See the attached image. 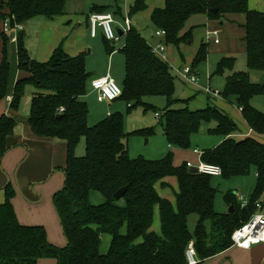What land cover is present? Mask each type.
<instances>
[{"label":"trees","instance_id":"1","mask_svg":"<svg viewBox=\"0 0 264 264\" xmlns=\"http://www.w3.org/2000/svg\"><path fill=\"white\" fill-rule=\"evenodd\" d=\"M68 1L0 0V19L2 23L10 19L11 26L24 25L37 16L53 19L64 15ZM248 1L164 0L163 7L152 12L150 22L156 30L165 32L162 40L178 47L190 40L191 31L180 34L192 17L205 15L209 20H221L226 15L242 14L247 68L264 75V13L249 10ZM143 8L144 0H136L131 12ZM213 9L216 14L211 13ZM104 11L103 7H94L92 13ZM2 23L0 102L7 96L10 68V39L2 32ZM103 40L107 46L109 42ZM112 52L110 49L109 54ZM120 52L125 71L122 94L116 101L123 100L127 109L146 108L150 106L145 102L147 98L164 97L167 107L158 114V118L163 115L164 119L162 132L169 147L180 150L191 147L203 121L215 122L208 133L222 141L202 151L200 161L220 167L224 178L246 177L254 170L256 183L249 202L241 209L234 195L228 194L224 201L231 207V213L217 214L213 209L216 191L210 184L211 176L189 173L186 162L174 166L171 153L158 160L130 159L124 142L128 135L124 133L120 115L110 113L92 127L87 123L88 109L83 97L90 89V81L83 55L70 57L57 47L47 62L39 63L28 56L20 35L16 42L17 64L27 77L15 83L9 107L17 110L25 87L32 86L35 93L30 99L28 117L31 133L39 139L66 144L64 184L52 197L66 246L51 245L43 227L18 223L11 205L14 190L7 185L4 202L0 204V264H37L40 259H54L57 264H187L185 250L190 241L201 264L231 248L232 233L257 212L256 201L264 202L259 200L264 198V143L252 136L235 140L232 136L237 131L236 125L216 107L195 111L175 107L174 76L169 65L152 53L132 27L124 35ZM205 60L206 46L202 44L192 67ZM234 61L223 58L217 64L216 75L232 70ZM220 95L233 98L249 129L264 135V114L251 106L255 96L264 95V83H251L246 72H232L226 76ZM61 108L62 113L57 114ZM15 127L11 118L0 117V159L8 150L6 139ZM152 132L149 128L140 131L145 136ZM81 139L85 140V154L79 158L75 150ZM169 178L177 182L174 205L157 193V188L169 187L166 182ZM121 188H126L120 200L123 205L113 199ZM92 194L101 195L104 201L91 204ZM155 207L160 235L151 230ZM190 215L197 216L193 235L187 228ZM102 236L110 238L104 255L99 252Z\"/></svg>","mask_w":264,"mask_h":264},{"label":"rangeland","instance_id":"2","mask_svg":"<svg viewBox=\"0 0 264 264\" xmlns=\"http://www.w3.org/2000/svg\"><path fill=\"white\" fill-rule=\"evenodd\" d=\"M135 1L136 0H127L125 5L119 0H69L66 4L64 15L53 19H47L40 16L34 17L24 23V30L18 33L17 37L21 35L22 43L28 56L32 60L38 62L36 59V51L41 43L39 42V35L45 30H48L51 24V27L53 28L50 32L51 35L45 36V33L42 34V39H46V42L42 43L43 45H46L49 42L54 43V47H61L64 52L69 53V55H74L75 57L79 55L77 54L76 47H78L79 41H81V47H83V49L79 51H82L81 53L85 59V68L89 74V78L93 74L98 76L108 73L121 88L125 70L124 58L120 51L124 46V37H121L117 43H109V48H107L102 34L99 35L97 31V36L90 38L87 30L86 38L82 37L77 41L76 34L79 29L77 18L87 19L93 14L92 10L94 7H103L105 8L104 12L111 15L113 20L111 27L114 35L118 37L119 31L125 34L127 30L123 19L128 17L131 27L140 34L151 48H155L158 45L163 46L166 63L169 64L170 72L174 76L173 98L176 100L175 107L187 108L190 111L205 109L208 106L219 108V110L221 109V111L234 120L239 131L245 130L248 133L250 129H247L241 114L236 109V106L227 103L220 96V93L224 89V80L231 71L248 73V78L251 83L262 84L263 82L262 74L255 70H249L246 65V49L242 30L244 25L243 15L237 14L227 16L221 20H208L205 15H196L187 21V24L180 34L182 36L188 31H191L190 40L182 42L177 47L173 44L166 43L165 40L159 41L154 38L156 29L150 22V16L154 9L162 8L163 0H144V8L139 12L132 13L131 8ZM248 8L256 9L257 11L264 13V0H249ZM1 23L2 20L0 19V25ZM205 29H208L210 32L213 30L219 31V35L217 36L219 43L217 45L214 44L215 38H205ZM12 35L13 30L6 33V36H9V39ZM202 44L206 45V60L200 65L192 67L196 52ZM110 49L114 50V54L111 56L109 55ZM230 55L235 58L232 70L227 69L224 70L221 75H216L217 64L223 58ZM185 67L192 70L194 69L193 72L198 80L196 83L197 85L186 82L181 78L179 71ZM11 72L12 67L10 69V77ZM206 89L210 90L211 93L217 92L219 95L215 97L212 94H207L205 93ZM83 101L87 105V123L90 127L95 126L99 121L105 119L107 113L118 114L121 116L124 133L128 135L124 142L127 145L128 156L130 159L142 158L145 160H158L165 157L168 153H171L175 165L181 166L189 161L194 167H196L198 162L191 155L192 150L197 149L199 152H202L206 149L214 148L221 142L219 136L208 133L209 130L214 128L215 122L203 121L200 124L198 134L193 136L191 147L187 151L184 152L178 151L177 149H169L162 132L161 123L164 122L163 115L161 116L162 119L156 118L155 116V113L160 114L164 112L167 107L164 97L147 98L145 102L150 104V106L146 108L134 107L127 109V105L123 100H118L112 103H97L95 93L89 89L88 93L83 97ZM252 101V105L255 106L256 110L264 113V95L255 96ZM20 103V108L16 112V115L20 117L29 115L30 96L29 91L26 90V88ZM5 105L6 104L4 103L2 104V106L6 107L7 105ZM17 124L14 132L16 135L20 136L23 127L18 122ZM147 128L153 130L150 135L145 136L140 133L141 130ZM251 136L264 141L262 140L264 138L258 137L255 134H252ZM84 154L85 140L81 139L76 147L75 156L80 158L83 157ZM59 173L60 172H55L54 175ZM53 182L54 181L52 180L49 184H43L41 191L44 192V194H38L41 201L38 206L41 208L44 219L50 220L51 216H53V218L55 216V222L59 228V235L61 234L62 236L59 220L52 204V199L45 197V194L47 195L46 191L48 186L53 184ZM166 182L169 184V187L167 189L159 188L158 192L161 198L172 201L174 199V193L177 192V183L174 178H169ZM40 183L42 182L33 184V186L40 185ZM210 184L216 191L213 202L215 213L226 214L229 212L230 206L225 203L224 197L228 194L234 196L241 194L244 200L249 202L255 185V176L252 171L248 176L241 178H224L221 175L219 177L210 178ZM91 196L94 198V201H98L99 199L104 201L103 197L99 194H92ZM33 216L34 219H36L35 216H37V214L33 213ZM196 223L197 216L190 215L187 219V228L191 235L194 233ZM154 231L152 232L160 234L159 225L154 227Z\"/></svg>","mask_w":264,"mask_h":264},{"label":"crops","instance_id":"3","mask_svg":"<svg viewBox=\"0 0 264 264\" xmlns=\"http://www.w3.org/2000/svg\"><path fill=\"white\" fill-rule=\"evenodd\" d=\"M248 3H249V1H248ZM163 5H164V0H163ZM163 5H162V7H163ZM249 10L257 11L256 9H249ZM93 14H97V13H93ZM104 14H108V13L104 12ZM233 15H237V14H233ZM233 15H226L225 17L233 16ZM243 17H244V23H245V16L243 15ZM77 23H79L78 24L79 29L77 30L76 37H77V41H79L80 38H82V37L86 38V36H87L86 31L87 30L89 32L88 18L87 19L77 18ZM24 27L25 26L23 25V30H24ZM52 29L53 28L51 27V24H50L49 29L45 30L43 32V33H45V36L51 35L50 32ZM242 30H243V38H244L245 31H244L243 27H242ZM213 31H217V30H213ZM207 32H210V31L208 29H205V38H206ZM43 33H40V35H39V42H41V43L37 47V51H36V59L39 63L47 62L49 60V58L51 57L52 52L56 48L53 46L54 43L49 42L46 45L42 44V43L46 42V39H42ZM98 33H99V35H101L102 31L99 29ZM98 33H96V34H98ZM217 33H218L217 34V36H218L219 31H217ZM89 36H90V32H89ZM217 36H211L210 38L217 39ZM90 38H92V37L90 36ZM154 38L159 40V41L162 40L161 38H157L155 35H154ZM0 41H1V38H0ZM77 41H75V42H77ZM218 43H219V41H218ZM11 44H12V46H11ZM244 44H245V42H244ZM105 45H106V43H105ZM81 46H82L81 41H79V45H78V47H76V50L78 52L77 54H82L81 53L82 51H79V50L83 49V47H81ZM106 47L108 48V45ZM1 48H2V42H1ZM37 52H38V54H37ZM66 54L70 57H74V55H69V53H66ZM113 54H114V50L109 55L111 56ZM225 58H233V57H232V55H230V56L225 57ZM233 59H235V58H233ZM0 62H1V50H0ZM9 65H10V68H9V79H8V86H7V96L5 99H3L1 101L2 103L0 102V117L3 115L7 116V117L11 118L16 123V126L18 125L17 124V122H18L19 124L22 125L23 128L21 130L22 134L20 136L16 135L15 132L13 131L14 134L12 133V135L7 137V139H6V146L8 147V150L3 155V158L0 160V204H2L4 202V199H5V192H4L5 187L7 185H10L11 188L14 190V196L11 199V205L13 207V210H14V213H15V216L17 218L18 223L22 226L43 227L44 230L46 231L48 242L51 245L56 246L58 248H64L66 246V240L63 237V234H62V236H61V234L59 235V228H58L57 223L55 222V216H54V218H53V216H51L50 220L44 219L41 208L38 206L39 203L41 202L40 196L38 194H44V192L41 191V189L43 188V184H49L52 180L54 182H53V184L48 186V189L46 191L47 195L45 194V197L52 199L53 195L62 189L63 184H64L63 169L65 168V165H66V144L62 141H57L54 139L36 138L31 133L29 126H28L29 115H26L23 117L16 115V112L19 110L20 105H19L18 109L15 111L10 109L9 106H10L11 99L13 97V90H14L15 83L18 80L27 77V75L25 73H22L18 70L16 42H9ZM11 67H12V72H11V77H10ZM231 72H230V74H231ZM105 75H98L97 76V75L93 74L89 78V81L91 82L93 79L103 77ZM262 76H263V82H262V84H263L264 83V75L262 74ZM194 85H197V84H194ZM224 85H225V80H224ZM25 88H26V90L29 91V96L31 99L32 94L35 93V89L31 86H26ZM207 98H209V97H207ZM221 98L229 104H234L236 106V109L241 114V112L238 109L237 104L233 98L226 99L222 96H221ZM252 100H251V106L254 109H256L255 106L252 105L253 104ZM3 103L6 104L7 106L6 105H5L6 107L2 106ZM259 112H261V111H259ZM233 116H234V114H233ZM230 119L236 125L234 120L232 118H230ZM242 119H243V117H242ZM243 122L248 129L249 127H248V125L244 119H243ZM236 127H237V131L232 137L238 141V140L243 139L245 136L244 134L247 132L245 130L239 131L237 125H236ZM15 129H16V127H15ZM252 133L257 135L258 137L264 138V135H260V134L258 135L254 132H252ZM253 138L258 140L257 137H253ZM220 140L222 141V138H220ZM262 140H264V139H262ZM258 141L261 143H264V141H261V140H258ZM167 146L169 149L170 148L176 149V148H173L171 146L169 147L168 144H167ZM177 150L178 151H184V152L187 151V150H180V149H177ZM195 150H197V149H195ZM200 153H202V152H200ZM191 155L196 159L197 162L200 161V158L198 157L197 154L194 153V150H192ZM187 162H189V161H187ZM173 165L178 166V165H175L174 163H173ZM251 171L254 173L255 183H256L255 171L254 170H251ZM55 172H60V173L57 175H54ZM54 177H56V178H54ZM38 182H42V183H40V185L33 186V184H36ZM254 187H255V185H254ZM158 189L159 188H157V193L159 195ZM160 189H167V188H160ZM239 196L243 198V196L241 194L234 196L235 199L237 200V202H238ZM261 198L262 199H259V200L264 199L263 196ZM90 199H91L90 202L93 205H98V204H101L103 202L101 199H99L98 201H96V200L94 201L93 200L94 198L92 196L90 197ZM243 200H244V198H243ZM170 202L174 205V199ZM119 205H123L121 201L119 202ZM33 213L37 214V216H35L36 219H34ZM158 225H159V229H160L158 208L155 207L154 208V215H153V226L151 227V230L154 231V227H157ZM61 232H62V230H61ZM121 233L124 234L125 231H122ZM157 235H160V234H157ZM109 243H110V238L108 236H102L101 245H100V249H99L100 254L104 255L107 253L108 248H109ZM37 264H57V262L54 259H40ZM201 264H264V243L260 244V245L252 246L251 248H249L247 250L231 247L228 250H226L225 252H223V253H221V254H219V255H217V256L209 259V260H206V261L202 262Z\"/></svg>","mask_w":264,"mask_h":264},{"label":"built area","instance_id":"4","mask_svg":"<svg viewBox=\"0 0 264 264\" xmlns=\"http://www.w3.org/2000/svg\"><path fill=\"white\" fill-rule=\"evenodd\" d=\"M123 4L126 5L127 0H119ZM124 25L127 27L126 32L131 28V23L128 17L124 19ZM113 20L111 15L109 14H92L88 18V26L90 36L94 38L96 36L97 31L100 29L102 31L103 39L108 41L109 43H117L121 37H116L113 33L111 24ZM11 28V29H10ZM2 32L9 33V31L13 30V35L10 38L11 42H17L18 33L23 31V25L14 23L11 26L10 19H6L2 23ZM125 32V33H126ZM217 31H211L206 33V39H209L211 36H217ZM123 34L122 37H124ZM155 36L157 38H163L165 36V32L162 30H156ZM214 43L217 44L218 40L215 39ZM152 53L160 58L162 61H166L164 56V48L162 45H158L155 48H151ZM181 78L193 84L197 83L196 76L192 73L190 68H183L179 71ZM90 89L93 93H95L96 102L97 103H112L119 99L122 94L121 88L115 83V81L106 74L103 77L95 78L90 82ZM205 93L212 94L213 96L219 95L217 92L211 93L210 90H205ZM63 109H59L57 114H61ZM109 116L110 113H107ZM158 118V114L155 115ZM252 130L244 136H251L253 133ZM194 153L198 155L200 158L202 153L194 150ZM187 168H196L199 174L207 175L211 177H219L222 174V170L220 167L216 165H210L206 163L198 162L197 166L194 167L190 162H186ZM238 202L240 204V208L243 209L246 207L247 202L243 200L242 197H238ZM255 207L257 209V213L252 216V218L243 224L241 227L237 228L231 235V247L240 248V249H249L252 246L260 245L264 243V202L260 201L255 202ZM185 260L187 264H199L200 260L197 256L194 243L190 241L185 250Z\"/></svg>","mask_w":264,"mask_h":264},{"label":"water","instance_id":"5","mask_svg":"<svg viewBox=\"0 0 264 264\" xmlns=\"http://www.w3.org/2000/svg\"><path fill=\"white\" fill-rule=\"evenodd\" d=\"M211 13L212 14H216L217 13V10L213 9V10H211ZM118 36L119 37H122L123 36V33L119 31L118 32ZM58 117H60V116H58ZM189 173H191V174H197L198 173V170L196 168H190L189 169ZM125 192H126V188L119 189L117 192H115L113 194V199L115 201H120L123 198ZM229 212L231 213V207H230Z\"/></svg>","mask_w":264,"mask_h":264}]
</instances>
